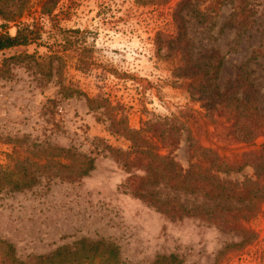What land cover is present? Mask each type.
<instances>
[{
	"label": "rangeland",
	"instance_id": "1",
	"mask_svg": "<svg viewBox=\"0 0 264 264\" xmlns=\"http://www.w3.org/2000/svg\"><path fill=\"white\" fill-rule=\"evenodd\" d=\"M177 1L53 0L42 6L45 0H0L1 33L14 35L22 24L40 32L35 42L0 51V168L13 163L16 150L24 157L47 145L95 157L94 169L78 180L42 176L29 189L0 188V264H101L99 257L55 255L61 247L76 251L82 240L114 245L118 264H156L169 255L177 264H264V203L235 229L159 212L124 191L126 178L142 171L126 172L111 148L125 151L130 142L110 129L104 107L90 109L86 101L107 99L132 129L153 117L183 123L174 154L184 167L188 134L204 146L222 147L229 160L259 148L264 135L255 145L216 141L198 94L157 52L155 33L171 30ZM60 27L84 30L86 67L76 66L74 49L58 57L50 51ZM186 35L187 70L212 71L220 59L214 83L224 90L239 72L243 90L254 88L252 99L264 111V0H206L200 12L186 16ZM66 88L77 91L67 96ZM252 175L246 167L230 179Z\"/></svg>",
	"mask_w": 264,
	"mask_h": 264
},
{
	"label": "trees",
	"instance_id": "2",
	"mask_svg": "<svg viewBox=\"0 0 264 264\" xmlns=\"http://www.w3.org/2000/svg\"><path fill=\"white\" fill-rule=\"evenodd\" d=\"M50 1L53 0H45L42 6ZM167 1L135 0L141 5H162ZM204 1L206 0H178L173 9L171 30H158L154 43L157 52H163L164 58L168 59L171 66H175L172 70L175 76L188 79L191 93L198 94L200 106L213 122L212 133L215 140L223 146L240 142L251 144L257 137L264 135V111H259L256 99H252L254 88L251 91L243 90V82L240 84L241 76L238 72L226 88L221 90L214 83L221 66L220 59L211 66L212 71L206 70L198 74L194 72L193 66V70H187L191 65L189 58H186V16L200 12V5ZM45 13L42 12L46 15ZM58 30L59 42L55 41L50 48L53 55L58 57V51L74 49L77 51L76 66L86 67L90 61L81 52H88L90 48H80L84 30L64 27ZM39 38V29L18 25L14 35L0 32V51L28 45ZM80 54L84 58H78ZM66 91L68 93L64 94L69 96L77 90L66 88ZM86 101L90 109L104 107L110 129L115 135L123 136L130 142L125 151L111 148L114 156L122 161L126 172H130L132 168L142 171L140 175L126 178L122 183L124 191L159 212L173 218L198 217L235 229L264 203V142L257 149L244 150L238 160H229L220 153L222 147L204 146L198 139L193 138V134H188V163L184 167L177 162L174 154L183 123L153 117L143 122L140 128L132 129L127 126L124 117L113 112L115 106L107 99L86 97ZM188 116L193 117L192 114ZM14 153L11 158L13 163L0 168V188L6 186L12 191L29 189L38 184L42 176L47 179L60 176L70 181L78 180L88 176L95 167V157L72 148L47 145L40 146L35 151L29 150L24 157H21L19 150ZM246 167L253 169L252 177H245L241 182L230 179L231 174H238ZM191 196L201 198L202 201H187V197ZM79 244L76 251L61 247L55 255L63 253L65 258L75 256L90 260L99 257L101 264H118L114 245H106L101 241L87 244L84 240ZM155 263L177 264V258L174 255L159 256Z\"/></svg>",
	"mask_w": 264,
	"mask_h": 264
}]
</instances>
